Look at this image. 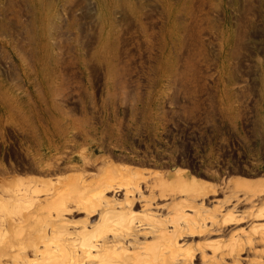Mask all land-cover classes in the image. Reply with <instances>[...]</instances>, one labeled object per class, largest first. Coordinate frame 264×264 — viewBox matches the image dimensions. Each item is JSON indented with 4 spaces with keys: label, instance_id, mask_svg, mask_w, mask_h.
Returning <instances> with one entry per match:
<instances>
[{
    "label": "rangeland",
    "instance_id": "374dc122",
    "mask_svg": "<svg viewBox=\"0 0 264 264\" xmlns=\"http://www.w3.org/2000/svg\"><path fill=\"white\" fill-rule=\"evenodd\" d=\"M263 185L264 0H0L3 264H210Z\"/></svg>",
    "mask_w": 264,
    "mask_h": 264
},
{
    "label": "bare ground",
    "instance_id": "6f19581e",
    "mask_svg": "<svg viewBox=\"0 0 264 264\" xmlns=\"http://www.w3.org/2000/svg\"><path fill=\"white\" fill-rule=\"evenodd\" d=\"M249 187H250V183H249ZM243 200L244 199L237 200L236 203L232 206L233 209L236 206H238V208L240 207L243 209V207H241V205H240V204H242V202H244ZM260 201H261L260 199L257 201V206H255V205L252 206V207H254V210H251V211L255 212L254 213L255 219L264 217V202L262 203ZM243 211H244L243 214L247 213L248 215L242 216V219H244V220L249 219L251 211L247 212V211H245V209ZM28 221L31 222V219L29 218ZM28 221H26V222H28ZM103 221H104L103 224H107V221H109V217H105ZM15 226H16V224H15ZM7 228L8 227H6L5 229H7ZM30 228H28V231ZM108 228H109V230H107L105 232L112 230L110 227H108ZM263 228H264V225L258 224V225L252 226L251 232H247L246 230H243V233L241 235L242 238L239 237L238 238L239 241L237 240V242H236L237 246L232 251L229 250V251H227V253L222 254L221 258L212 259L210 261V264H226L225 263V256H233L234 257V261H232L233 262L232 264H242L241 263L242 261L240 259L242 252L247 253V259L250 256L249 259H251V260H248V262H247L248 264H264V229ZM11 230H9V231H11ZM147 230L148 229L145 228L142 231H146V232H144L146 234L148 232ZM4 232H5V230H4ZM11 233H16V231L13 229V231ZM1 234H3V232H1ZM7 235H11V234L8 233ZM179 236H180L179 232H176V237H179ZM22 237H23V235H22ZM6 239H8V236L7 237L5 236L4 239L0 238V243L3 244L2 246L0 245L1 246L0 247V254L2 255L1 258H4L3 257L4 253H6L5 256L7 255L6 250H8V248L11 249V246H12V248L18 247L19 241L21 240V238L16 239L12 236L11 238L9 237V240H7L10 242L6 243L7 242V241H5ZM84 245L87 246V244H85V243L83 244V246ZM167 249L169 251L168 252L169 254H167V255L162 254V257L159 259L158 264H172V258L175 259L177 257V253L180 251L179 247L177 246V242L175 240H173L172 243L167 246ZM2 260H4V259H0V264H3ZM190 260H191V256L189 255L188 261H190ZM66 261H67L66 255L61 254L60 256H56L54 258V260L52 261V263L53 264H66ZM104 263L105 264H129L130 263V257L125 252H119V251H116L115 249L111 248L108 252V258L104 260ZM134 264H141L140 260L137 257L135 258Z\"/></svg>",
    "mask_w": 264,
    "mask_h": 264
}]
</instances>
